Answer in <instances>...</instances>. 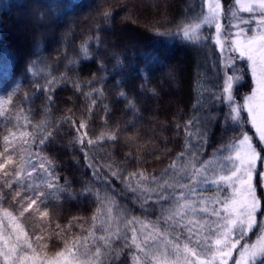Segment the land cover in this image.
Instances as JSON below:
<instances>
[{"label":"trees","instance_id":"16d2710c","mask_svg":"<svg viewBox=\"0 0 264 264\" xmlns=\"http://www.w3.org/2000/svg\"><path fill=\"white\" fill-rule=\"evenodd\" d=\"M220 2L227 18L234 0ZM205 14L201 0H0V99L7 101L0 104V185H12L0 213L22 222L33 253L54 258L84 247L93 257L110 245L122 251L116 264H126L129 249L117 234L136 235L128 218L160 196H168L175 214L180 198L196 195L197 169L241 129L225 126V97L213 99L223 82L213 26L199 29L211 40L195 43L157 33ZM242 60L238 103L253 87ZM207 112L218 119L210 123ZM205 129L211 131L202 144ZM78 136L85 137L83 150ZM171 174L173 187L155 192L154 183ZM36 192L45 202L29 207ZM107 210L114 215L103 221Z\"/></svg>","mask_w":264,"mask_h":264},{"label":"rangeland","instance_id":"374dc122","mask_svg":"<svg viewBox=\"0 0 264 264\" xmlns=\"http://www.w3.org/2000/svg\"><path fill=\"white\" fill-rule=\"evenodd\" d=\"M213 2H215V0H213ZM260 3L261 0H234L229 14L227 18H225L222 15V4L220 2L221 14L218 22L222 26L221 41L224 48L222 50L221 44L219 43H216V47L220 52L222 69L229 56L235 57L239 55L238 52H231L229 50V41L234 42L238 40L241 45L248 47L251 38L257 37L252 47H259L258 37L264 35V27H257L261 16L264 15V13H261L259 7ZM250 5L254 6L253 11L246 10ZM201 24L205 25L203 23ZM213 28L215 41V27L213 26ZM224 33L230 35H225ZM237 33L240 34L237 35ZM244 59L247 61L246 58ZM242 61L241 59V62ZM247 64H249L248 61ZM235 66L241 68L238 60ZM227 74L233 75L231 68H229ZM236 87L237 86L234 85V96ZM254 87L255 83L253 79L252 90ZM251 92L246 95H250ZM227 103L226 100L225 112L228 111ZM243 103L244 99L238 104ZM243 112L244 113L241 111V116L245 114L249 122L247 113L245 111ZM206 115L205 118L209 120L208 117L210 116V112H207ZM209 122L213 123L211 120H209ZM249 124L253 129V133L247 129H241L232 122L225 123L226 127H239L241 130L232 137L231 135H226L218 148H216L217 150H214V155L209 160L206 159L210 161V163L202 165L197 169L196 184L193 186L195 190L193 192H195L196 195H192V197H187L186 199L180 198L179 200L182 205L178 206L175 214L172 209L171 201L168 198L161 199L158 197L154 207L149 208L148 211H140L139 215L136 217L128 218L126 228H130L131 226L135 231L137 243L140 245V248L152 250L153 252L147 253V255L143 257V251L137 249V253L135 254L138 257L139 264H201V262H204V264H225L223 254L227 252V249L222 245H216L215 240L221 238L217 230V225H222L227 216L223 201L232 197L234 190L229 185L218 181L220 176L230 175L232 164L228 160V157H235V152L229 148H222L221 146L230 144L233 138L242 139L243 136L241 133L243 132V134L252 137L253 145L257 147L258 151H261V147H258L256 142H253L256 138L259 140L258 133L250 122ZM261 155H263V153H261ZM257 168L259 169V161L257 162ZM188 171L189 166H186L181 172L187 174ZM169 177H172V174L161 181L155 182L153 186L154 191L156 192L164 186V188H172L174 183L169 185L170 182L168 183L167 180ZM177 179L179 182L178 176ZM184 205H187V207H184ZM106 213L102 214L103 218L101 217V219L103 221H106L108 217L114 215L111 210H107ZM217 213L219 214L217 215ZM259 219L260 217L258 214L257 220ZM99 228H101V226ZM205 237L209 239L205 240ZM190 240L192 242H190ZM196 240L200 241L199 245L194 242ZM255 240V233H251L248 242L251 244L254 243ZM104 241L105 240H103V243L105 244ZM240 243L242 244L244 241H240ZM108 244L109 242L107 241V245ZM95 245L96 247L98 246L94 243V246ZM237 247H239V245ZM10 248L15 249V252L12 253L13 257L20 256L25 258L22 262H18V264H99L97 263L98 260L86 254L87 250L84 247H79L75 250L70 249L54 258H44L37 253H33L31 250L34 246L28 239L22 222L12 214L6 215V213H0V249L7 251ZM193 251L197 253V256L191 255ZM236 259H238L237 251L233 250L232 257L226 260V264H233V261ZM260 259L264 260V258ZM0 264H4L2 256H0ZM126 264H132L131 259Z\"/></svg>","mask_w":264,"mask_h":264},{"label":"snow or ice","instance_id":"6c2138e0","mask_svg":"<svg viewBox=\"0 0 264 264\" xmlns=\"http://www.w3.org/2000/svg\"><path fill=\"white\" fill-rule=\"evenodd\" d=\"M205 2L207 7L206 15L189 17V21L182 27H178V29L172 31L158 32L157 35L168 37L182 36L185 41L192 43L201 40H211L212 36L205 37L199 34V29L202 26V20L203 24L215 27V41L216 43L221 44L223 50L224 45L221 41L222 26L218 22L221 14V4L219 0H215V2H213V0H201L202 5ZM259 7L261 13H264V0H261ZM253 8L254 6L250 5L246 8V10L253 11ZM257 27H264V15L261 16ZM224 34L230 35L228 33ZM239 34L240 33H237V35ZM256 39L257 37L251 38L248 47L241 45L238 40L234 42L229 41V50L231 52H238L239 55L235 57L229 56L226 59L222 69L223 82L219 86L220 91L213 95V99L217 104H219L221 97H226L228 102V111L223 115L225 123L232 122L242 129L244 119L241 116V111H245L247 113L249 122L255 127V130L258 133L261 151H264V35H260L258 37L259 47L253 48L252 45L255 43ZM244 58H246L249 62L248 67L250 69V75L254 79L255 87L253 88L250 95L243 97L244 103L238 104L235 100L233 89L234 85L239 86V84L243 81V69L236 67L235 64L237 60ZM229 68L232 69L233 75L227 74ZM6 102L7 101L0 99V104ZM218 116L219 114H214L210 115L208 118L214 122L216 119H218ZM188 124H192V121H189ZM185 127H187V125ZM209 131H211V129H205V131L200 134L202 144L206 143V137ZM241 134L243 136L242 139L233 138V141L230 144L221 146L222 148H229L235 152V157H228V160L232 164L230 175L220 176L218 181L229 185L234 190L232 197L223 201L227 216L225 217V222L222 225H217V230L219 231V236L221 238L215 240L216 245H222L227 249V252L223 254L225 264L226 260L232 257L233 250L237 251L238 256V259L234 260L233 264H256L258 259L264 258V209L261 208V201L264 200V156H262L261 151H258L257 147L253 145L252 137L248 136L247 134H243V132ZM189 135H191V133H189ZM51 137L52 133H48L45 139H41L39 141V144L43 146L46 140ZM77 139L83 150L85 137L78 136ZM5 141H7V137H5ZM87 143L92 144L94 142L87 140ZM185 147H189L187 143ZM85 159H88L86 153ZM258 161L260 164L259 169L257 168ZM208 163H210V161H203L202 165H206ZM49 164H51V162H49ZM0 167H3V165H0ZM88 167L91 169L94 166L89 164ZM39 168L49 176V179L52 178V173H50L48 169L45 168L43 163L39 164ZM112 175L117 180L120 179L118 173L113 172ZM58 180L59 177H56L52 183L48 184V187L50 189L53 188L55 182ZM0 187H5L9 190L7 193L0 192V203H4L6 202L4 198L6 195L10 194L12 185L4 183L0 185ZM130 190L135 191L134 189ZM192 191L195 190L192 189ZM35 195L36 199H32L28 203L29 207H31L33 204H36V200L41 199L43 193L36 192ZM181 195H183V193H181ZM160 198L167 199L168 197L160 196ZM44 202L45 201L41 199V203ZM16 203H19V201ZM184 207H187V205H184ZM218 214L219 213H217V215ZM258 214L260 217L259 220H257ZM6 215L10 214L6 213ZM251 233H255L256 240L254 243L250 244L248 240ZM117 238L122 239L124 241L123 247L129 249V255L132 264H139L137 255L134 252H131L133 247L137 248L139 251H144V249L140 248V245L137 243L136 236L133 234L131 237L127 235L121 237L119 234H117ZM129 239L131 241L130 244L127 243ZM204 239L208 240L209 238L205 237ZM101 240H104V238L101 237ZM240 241H244V243L241 244ZM104 242L107 245V241L105 240ZM190 242L192 241L190 240ZM194 242L197 245L200 244L199 240ZM238 245L239 247H237ZM109 248L110 245L106 247L105 252L102 253L100 248L97 247L93 258L99 260L103 255L106 256L103 264H116V262L120 260L122 251H109ZM13 252H15V249L12 248L8 249L7 251L0 249V256H2L4 264H18V262H22L23 259H25L20 256L13 257ZM191 255L197 256V253L193 251L191 252ZM201 264H204V262H201Z\"/></svg>","mask_w":264,"mask_h":264}]
</instances>
